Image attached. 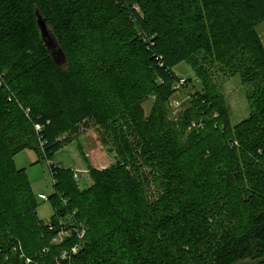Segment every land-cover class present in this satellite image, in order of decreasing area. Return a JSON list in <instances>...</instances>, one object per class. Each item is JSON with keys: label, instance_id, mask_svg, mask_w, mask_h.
<instances>
[{"label": "trees", "instance_id": "obj_1", "mask_svg": "<svg viewBox=\"0 0 264 264\" xmlns=\"http://www.w3.org/2000/svg\"><path fill=\"white\" fill-rule=\"evenodd\" d=\"M36 11L65 56L60 66ZM262 22L264 0H0V264L15 261L17 243L28 257L49 246L41 263L55 264L82 225L81 248L60 264H264ZM181 62L203 92L191 95L179 126L166 103ZM199 63L256 85L246 119L230 123ZM193 121L202 127L187 133ZM35 124L43 125L42 147ZM88 125L117 161L87 164L83 191L71 169L51 167L54 213L45 224L14 157L32 150L49 161ZM68 216V239L49 245Z\"/></svg>", "mask_w": 264, "mask_h": 264}, {"label": "rangeland", "instance_id": "obj_2", "mask_svg": "<svg viewBox=\"0 0 264 264\" xmlns=\"http://www.w3.org/2000/svg\"><path fill=\"white\" fill-rule=\"evenodd\" d=\"M256 32L260 38L261 44L264 48V22L256 27ZM208 73L212 83L216 86L217 91L224 97L228 109L230 112L229 120L232 125L238 124L240 121L246 119L250 114V103L248 102V96L255 89L253 84L243 82L239 74L230 75L226 72L223 65L215 63H199ZM173 73L178 78H183L186 83L182 88L175 90V94L170 97L166 103L167 118L172 124L181 125V117L183 112L191 106L190 100L191 95L195 92H203L202 85L199 79L195 76L189 64L181 62L173 68ZM154 97L142 103V108L146 116L149 115ZM198 122V121H193ZM192 122V123H193ZM191 123H187L186 132L190 133L193 131L190 126ZM67 138L63 136L60 140ZM69 142L58 150L53 158L49 160L52 164L61 168H69L74 171H81L80 179L76 182L73 178L76 187L83 191L91 185V180L88 175L87 164L95 169H103L114 165L117 161L116 154L112 150L110 142L106 143L103 139L102 133L94 126L88 125L87 127L81 126L79 133L74 137L68 138ZM14 164L17 169H24L28 180L30 182L33 194L37 197L38 194H43L47 198L54 193L53 180L50 173L48 162L44 159H39L38 155L32 150H23L14 157ZM153 190V188H152ZM38 206L36 209L37 218L43 222L48 223L50 218L53 216L54 209L49 201L38 200ZM72 217L68 216L66 219L61 221V229L67 228L72 225ZM82 228L85 230L84 226ZM57 235V234H56ZM54 235L49 245L59 246L65 239H68L69 233H65L63 239L59 241H53ZM19 243H17L18 245ZM16 245V246H17ZM15 245L12 246V251L16 254L15 261H9L10 256L5 258V264H19L25 262V256L28 257L24 250H22L24 257H19V250ZM22 248V247H21ZM50 247L42 248L37 251L34 257L31 258L33 264H42L41 258H45L48 255ZM64 250H62L63 252ZM12 252V253H13ZM58 256V255H57ZM56 258V257H55ZM43 260V259H42ZM55 264H60V259ZM15 262V263H14ZM26 263V262H25ZM24 263V264H25Z\"/></svg>", "mask_w": 264, "mask_h": 264}, {"label": "built area", "instance_id": "obj_3", "mask_svg": "<svg viewBox=\"0 0 264 264\" xmlns=\"http://www.w3.org/2000/svg\"><path fill=\"white\" fill-rule=\"evenodd\" d=\"M175 77H176V81L174 83L173 90H178V89H180V88H182L183 86L186 85V80L185 79L178 78L177 76H175ZM28 112H29V110H27L26 113H28ZM215 117H217V114H214V118ZM190 126L192 128H196V127H199L200 128V127H202V124L201 123L200 124H197L196 122H193V123L191 122ZM42 130H43V125H41V124H35L34 125V131L38 135V139H39V142H40V146L41 147L43 146V142L41 141V136H40V134L42 133ZM234 145H236V142L234 143ZM47 162H48L49 168L56 167V165L52 164L50 161H47ZM80 173H81V171H74L73 172V178H74V180L76 182H78L79 179H80V176H81ZM37 198L40 201H49L48 198L46 196H44L43 194H38ZM63 204L65 205L66 202L63 201ZM70 232H71L70 230H63V229H61L57 233V235L54 237V240L53 241H56V242L59 241L60 242L63 239L65 233H69V235H70ZM84 235H85V230L82 228V226H79V228L77 227L75 229L76 239H75L74 244L69 248L68 251H63L61 253V255L57 259L58 260L60 259L61 262L62 261H67L68 262L70 260L71 256L75 255L79 251V249L81 248V246H82V240L84 238ZM16 247L19 250V257L20 256L24 257L25 255L23 254V252L21 250L22 249L21 248V245L18 244ZM24 258L26 260L25 261L26 263L23 261V264L24 263L25 264H33L31 258L26 257V256ZM58 260H57V262H58ZM16 264H19V263H16Z\"/></svg>", "mask_w": 264, "mask_h": 264}, {"label": "water", "instance_id": "obj_4", "mask_svg": "<svg viewBox=\"0 0 264 264\" xmlns=\"http://www.w3.org/2000/svg\"><path fill=\"white\" fill-rule=\"evenodd\" d=\"M36 23L39 29L41 40L43 41L45 47L49 51L54 62L60 66L65 62V56L59 47L54 35L48 29L46 20L42 17V15L36 11Z\"/></svg>", "mask_w": 264, "mask_h": 264}]
</instances>
